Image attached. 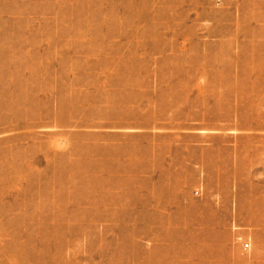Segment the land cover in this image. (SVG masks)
<instances>
[{
	"label": "rangeland",
	"instance_id": "1",
	"mask_svg": "<svg viewBox=\"0 0 264 264\" xmlns=\"http://www.w3.org/2000/svg\"><path fill=\"white\" fill-rule=\"evenodd\" d=\"M181 263L264 264V0H0V264Z\"/></svg>",
	"mask_w": 264,
	"mask_h": 264
},
{
	"label": "built area",
	"instance_id": "2",
	"mask_svg": "<svg viewBox=\"0 0 264 264\" xmlns=\"http://www.w3.org/2000/svg\"><path fill=\"white\" fill-rule=\"evenodd\" d=\"M196 194H197V193H196ZM248 248H249V245H248V244H244V245H243V250H244V251L248 250Z\"/></svg>",
	"mask_w": 264,
	"mask_h": 264
},
{
	"label": "bare ground",
	"instance_id": "3",
	"mask_svg": "<svg viewBox=\"0 0 264 264\" xmlns=\"http://www.w3.org/2000/svg\"><path fill=\"white\" fill-rule=\"evenodd\" d=\"M41 223V222H40ZM45 223V222H44ZM186 226V225H185ZM168 229V228H167ZM207 247V246H206ZM209 248V247H208ZM189 260V259H188ZM187 262V261H186ZM193 262V261H192ZM194 263V262H193ZM182 264V263H181ZM189 264V263H188Z\"/></svg>",
	"mask_w": 264,
	"mask_h": 264
}]
</instances>
